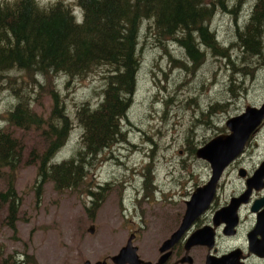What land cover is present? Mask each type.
Returning <instances> with one entry per match:
<instances>
[{"label":"rangeland","instance_id":"obj_1","mask_svg":"<svg viewBox=\"0 0 264 264\" xmlns=\"http://www.w3.org/2000/svg\"><path fill=\"white\" fill-rule=\"evenodd\" d=\"M40 1L47 3L54 0ZM254 2L243 1L239 23L248 17ZM211 28L218 40L227 45L235 28L233 18L227 12H216ZM143 33L136 88L127 120L122 125L125 140L99 154L86 181L74 189L58 191L52 182L44 183L39 189L37 167L22 166L16 172L13 183L19 197L13 228L9 224L8 204H3L0 209V263L2 258L12 255L22 260L25 258V264H84L87 260L93 264L103 256L115 254L127 238L130 227L142 226L141 215L135 212H153L160 216L170 212L182 213L186 209L185 201L197 186L207 182L211 173L209 164L198 159L196 149L191 151L189 147L197 148L211 137L225 133L228 117L240 113L248 105L260 103L264 98L263 57L255 58V71L250 76L243 72L231 74V65L226 60L211 55H207L192 72H186L181 66L173 64L167 55L170 52L173 58L181 57L179 46L166 43V52L154 45L152 40H146ZM262 40L263 56L264 36ZM232 51L230 59L236 64L239 53ZM60 79L61 95L70 110L78 103H94L100 97L103 80L98 75L68 83L66 78ZM13 100L8 90L0 92V127L5 125L2 117ZM216 101L223 106L214 108L211 116L207 119L204 116L203 122L198 123L196 120L200 113L207 111L209 105ZM50 104V99L44 96L42 104H34V108L38 113L47 114ZM79 134L80 129L75 127L56 160L69 158L75 153L79 146ZM17 136L23 139L27 150L33 147L42 150L43 143L38 132H19ZM263 155L264 132L252 140L247 150L224 170L213 207L207 212L209 217L215 209L225 205L233 193L243 188L238 168L243 166L249 171ZM147 168L153 186L149 195H145L143 186V174ZM3 173L8 171L5 169ZM105 183H110V188L99 197L100 204L89 211L91 196L88 185L94 192ZM6 189V176H0V192ZM150 216L146 215L145 220L151 221ZM241 216L244 219L248 217L233 239L228 240L219 234L218 256L234 245L245 244V231L251 223L247 208H242ZM89 228L94 229L91 232ZM159 238L160 235H156V239ZM151 246L153 242L148 248ZM148 248H143L142 252L148 251ZM206 252L205 247L192 249L193 264H205ZM250 264H264V261L252 259Z\"/></svg>","mask_w":264,"mask_h":264},{"label":"trees","instance_id":"obj_2","mask_svg":"<svg viewBox=\"0 0 264 264\" xmlns=\"http://www.w3.org/2000/svg\"><path fill=\"white\" fill-rule=\"evenodd\" d=\"M243 1L0 0V92L8 90L14 98L2 117L5 125L0 127V176L7 180V189L0 192V209L8 204L10 226H15L19 207L14 178L22 166L37 167L39 189L46 182H52L58 191L74 189L86 181L99 154L125 140L122 125L136 88L143 31L146 40L165 51L166 43L179 46L181 57L173 58L170 52L167 55L186 72H192L211 55L226 60L231 74L252 75L255 58L263 57L264 0H255L254 10L239 23ZM216 12H227L233 18L235 28L227 45L211 28ZM232 50L239 53L237 65L230 59ZM90 75L103 80L100 97L70 110L61 95L60 78L68 83ZM44 96L51 103L47 114L34 108V104H42ZM221 106L218 101L210 104L196 121L202 123ZM75 127L80 129L75 153L56 160ZM32 130L39 133L42 150H27L17 136ZM5 169L8 176L3 173ZM148 169L143 174L145 195L153 190ZM109 184L100 185L94 192L88 185L89 211L100 204L99 197ZM25 262V258L10 255L0 264Z\"/></svg>","mask_w":264,"mask_h":264},{"label":"water","instance_id":"obj_3","mask_svg":"<svg viewBox=\"0 0 264 264\" xmlns=\"http://www.w3.org/2000/svg\"><path fill=\"white\" fill-rule=\"evenodd\" d=\"M264 118V102L259 105H248L240 113L230 116L225 121V127L227 132L220 133L211 137L203 145L198 147L195 151V156L209 164L211 173L207 182L200 186H197L190 198L185 201L186 209L178 230L173 234L172 239H175L181 233L186 231L193 221L202 214L211 204L216 193V187L220 180L225 168L239 156L250 138V136L256 131ZM240 175H244L243 170L239 171ZM254 178V179H253ZM264 179V162H262L255 175L248 180V189L246 192L239 196H233L230 198L229 203L226 206L218 208L215 211L213 226H203L195 230L186 241V248H190L194 245H206L209 250L214 246L215 240L214 228L217 227L222 219L225 220L226 225L223 229V233L226 235H234L235 227L238 224L237 209L242 203L248 201L249 190L252 186L256 189L261 188V181ZM259 206L252 208L256 213V228L253 231L254 234H261L264 238V210H259ZM224 216V217H223ZM260 230V232H259ZM89 231H93V228H89ZM171 241V240H170ZM262 241V240H261ZM263 242V241H262ZM250 251L264 255V249L256 243H253L250 239ZM135 247H131L129 244L124 246L117 254L111 257V260L116 264H138L142 262L137 258L135 253ZM239 250L234 249L228 254L221 257H215L212 255L206 256V264H240L239 263ZM184 261L191 262L190 257H186ZM84 264H91L90 261H86ZM94 264H106L105 261H98ZM242 264V263H241Z\"/></svg>","mask_w":264,"mask_h":264},{"label":"flooded vegetation","instance_id":"obj_4","mask_svg":"<svg viewBox=\"0 0 264 264\" xmlns=\"http://www.w3.org/2000/svg\"><path fill=\"white\" fill-rule=\"evenodd\" d=\"M253 10H254L253 8L250 9V11H253ZM261 42H263V40ZM261 52H262V49H261ZM263 57H264V52H263ZM263 102H264V98L261 100L260 103L255 104V106H259ZM263 128H264V118H263L261 124L256 129V131L250 136V138L246 142L242 153L247 150V148L250 145L252 140H254L260 133L264 132ZM255 146L258 147L259 145L256 143ZM242 153L239 156H241ZM237 158H235L229 165H232L233 162H235V160ZM262 162H264V155L262 156L261 160H259L258 163H256L253 167L249 168V171L246 170V168L243 166L238 168L237 173L241 178H243V188L240 189L239 191H237L236 193H233L229 197V200L225 203V205H222L218 208L226 206L229 203L231 197L239 196L242 193L246 192V190L248 189V180L255 175L256 170L258 169L259 165ZM241 169L243 170V173H244L243 176L239 174V171ZM260 184H261L260 189H256L254 186H252L250 188L249 193H248L249 194L248 201L245 203H242L239 206V208L237 209L238 224L236 225V227L234 229L236 231L234 235H226L223 233V229L225 228V225H226V222L223 219H222V222L217 227L214 228L215 243H214V246L211 250H209L206 245H201V244L191 246L190 248L187 249L186 248V241L188 240L189 236L195 230H197L203 226H208V225L213 226V224H214L213 217H214L215 211L218 208L213 211V214L210 217L207 215L208 214L207 212L210 210V208L213 207L212 203H213L214 199L211 202V204L209 205V207L193 221V223L190 225V227L186 231L181 233L179 236H177L175 239H172V237H173V234L178 230V228L181 225V222H182V219H183V216L185 213L184 209H183V211H181L182 213L172 214L170 212V214L167 213L163 216H160L158 213H153V212L152 213L151 212L147 213L145 211L135 212L136 215L137 214L141 215L142 226L130 227L127 230V233H128L127 238L125 239L124 242H122V244L120 245V248L118 249V251L115 254H117L124 246L129 244L131 247L136 248L135 253L137 255V258L142 261V262H139L138 264H193L194 258L192 256V254H190L192 249H194L195 247H205L207 249V252L205 255V264H206V256L212 255V256L218 257L217 251H218V244H219V238H220L219 234H222L228 240L233 239L238 234L239 229L241 228L245 219H247V217H248L247 216L244 219L241 216V210H242V208H247L249 215L251 217L250 218L251 223L245 231V237H246L245 244L243 246L234 245V246L228 248L227 251L225 253H223V255L229 253L230 251H232L234 249H237V250H239V254H240V258H239L240 264L241 263L242 264H250L252 259H259L261 261H264V255L259 256L258 254L250 251V244H251L250 239L252 240L253 243H255V244L257 243L261 249L262 248L264 249V238L262 239V235L253 233V231L255 230V228L257 226L256 225V222H257L256 213L257 212L253 211L252 208H254L255 206L258 205L259 210H264V179L261 181ZM218 185L219 184H217V187H216V193H217ZM216 193H215V196H216ZM215 196H214V198H215ZM90 203H91V199H90ZM134 203L137 204V202H134ZM138 204H139V202H138ZM146 215H151L150 216L151 221L145 220ZM91 217L92 216H90V218ZM156 220H157V222H156ZM91 225H93V224H91ZM259 232H260V230H259ZM156 235H160V238L158 240L156 239ZM152 242H153V246H151V248H148V246L151 245ZM146 247L148 248V251L142 252L143 248H146ZM115 254L103 256L102 258L94 261L93 264L98 262V261H105L106 264H116L111 260V257L114 256ZM186 257H190L191 262L184 261V259ZM125 264H131V263H125Z\"/></svg>","mask_w":264,"mask_h":264}]
</instances>
